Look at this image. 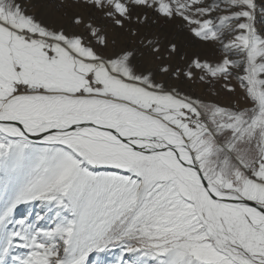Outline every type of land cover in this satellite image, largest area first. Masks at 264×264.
I'll use <instances>...</instances> for the list:
<instances>
[{"label": "snow or ice", "instance_id": "snow-or-ice-1", "mask_svg": "<svg viewBox=\"0 0 264 264\" xmlns=\"http://www.w3.org/2000/svg\"><path fill=\"white\" fill-rule=\"evenodd\" d=\"M0 198V264H264V0H0Z\"/></svg>", "mask_w": 264, "mask_h": 264}, {"label": "rangeland", "instance_id": "rangeland-1", "mask_svg": "<svg viewBox=\"0 0 264 264\" xmlns=\"http://www.w3.org/2000/svg\"><path fill=\"white\" fill-rule=\"evenodd\" d=\"M54 11V9H53ZM161 28H167L171 31V26L165 25L163 21H161ZM183 42L185 43V46L187 50L189 51H199L201 50V45L199 42L192 38H183L181 37ZM197 95L205 96V98H211L214 93L211 91L205 92L201 89H196ZM0 201H2V198H0ZM45 206L40 201H32V202H25L18 205V210L14 214V220H26V221H33L35 223L38 221L41 217L42 209ZM110 262H113L115 260L114 256L109 257Z\"/></svg>", "mask_w": 264, "mask_h": 264}, {"label": "bare ground", "instance_id": "bare-ground-1", "mask_svg": "<svg viewBox=\"0 0 264 264\" xmlns=\"http://www.w3.org/2000/svg\"><path fill=\"white\" fill-rule=\"evenodd\" d=\"M201 48H202V45H201ZM202 90V89H201Z\"/></svg>", "mask_w": 264, "mask_h": 264}]
</instances>
